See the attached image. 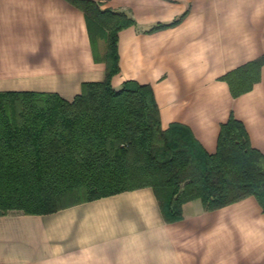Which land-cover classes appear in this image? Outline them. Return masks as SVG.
<instances>
[{
  "label": "crops",
  "instance_id": "0c3cea01",
  "mask_svg": "<svg viewBox=\"0 0 264 264\" xmlns=\"http://www.w3.org/2000/svg\"><path fill=\"white\" fill-rule=\"evenodd\" d=\"M93 1L136 21L119 33L115 89L150 85L162 128L187 126L209 153L232 115L264 154V66L238 97L222 80L264 55V0ZM185 13L173 27L145 32ZM101 54L84 12L68 0H0V93L72 100L84 83L105 80ZM0 264H264V212L253 196L216 210L196 199L168 223L150 187L49 214L10 212L0 216Z\"/></svg>",
  "mask_w": 264,
  "mask_h": 264
},
{
  "label": "trees",
  "instance_id": "16d2710c",
  "mask_svg": "<svg viewBox=\"0 0 264 264\" xmlns=\"http://www.w3.org/2000/svg\"><path fill=\"white\" fill-rule=\"evenodd\" d=\"M86 17L94 50L105 45L103 82L82 85L67 100L57 93H0V216L43 215L126 191L153 189L168 223L183 205L199 199L216 210L253 196L264 212V154L252 147L244 124L231 115L217 150L209 153L179 123L164 130L150 85L120 73L119 33L136 26L126 11L102 9L93 0H68ZM186 13L146 33L179 24ZM97 55V54H96ZM264 55L222 77L233 97L260 81Z\"/></svg>",
  "mask_w": 264,
  "mask_h": 264
},
{
  "label": "rangeland",
  "instance_id": "374dc122",
  "mask_svg": "<svg viewBox=\"0 0 264 264\" xmlns=\"http://www.w3.org/2000/svg\"><path fill=\"white\" fill-rule=\"evenodd\" d=\"M198 5H208V0H203L202 2L198 3ZM105 45L104 44H101V52L104 53L105 51ZM99 51H100V48H99ZM17 212V211H15Z\"/></svg>",
  "mask_w": 264,
  "mask_h": 264
}]
</instances>
